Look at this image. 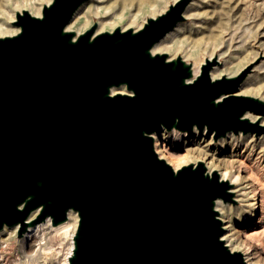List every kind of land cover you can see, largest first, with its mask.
Returning a JSON list of instances; mask_svg holds the SVG:
<instances>
[{"label":"water","instance_id":"obj_1","mask_svg":"<svg viewBox=\"0 0 264 264\" xmlns=\"http://www.w3.org/2000/svg\"><path fill=\"white\" fill-rule=\"evenodd\" d=\"M88 0H50L0 36V230L77 214L68 264H246L221 240L228 181L199 162L174 170L153 134L194 128L213 140L264 132V100L235 95L248 69L211 79L151 47L182 22L176 0L138 30H65ZM125 88V93L112 89ZM221 98V99H220ZM30 222L27 218L33 211Z\"/></svg>","mask_w":264,"mask_h":264},{"label":"bare ground","instance_id":"obj_2","mask_svg":"<svg viewBox=\"0 0 264 264\" xmlns=\"http://www.w3.org/2000/svg\"><path fill=\"white\" fill-rule=\"evenodd\" d=\"M173 1L176 0H172V3ZM206 2L209 3L210 0H193L183 13L185 19L187 18L188 20V18H191L190 27L187 29L189 30L188 37L174 39V41H172L171 38H166L173 33V29L172 32L158 40V42L151 47L152 54L164 53L167 56V60L175 59V57L179 56L186 62V60L192 56V77L198 74L200 66L205 60L208 59L211 61L216 58L215 52L217 49L222 50L223 48V51H226L225 47L227 41L230 36H232L234 30L233 22L230 21L233 16L231 10L224 12L226 19L223 23L216 22L215 24H211L210 21L213 15L200 12L201 5L206 4ZM49 3L50 0H0V36H12V34H15L19 30L18 26H11V23L16 20V14L27 11L31 15L38 17L40 16L44 4ZM169 4L167 0H88L76 9L71 20L65 26V30L73 31L77 35L89 29L93 23H95L93 36L101 32L112 31L116 28L120 31H125L128 28L138 30L142 27L147 16H158L157 14L163 12ZM179 24L180 23L175 27H178ZM183 32L181 34H184ZM180 51L182 55H179ZM262 56H264V53L256 52L248 58L241 57L235 63L231 60L233 58L229 56L222 61L221 65H218L220 64V59L218 61L216 60V62H218L217 65H213L209 71L210 78L216 79L224 75L227 77L235 76L246 70V68L248 69L251 63ZM232 71H234L233 74H230ZM256 73L248 76L245 75L247 77H244L239 89L234 94L238 96L262 94V97L259 98L264 99V85L259 83H257V85L255 84ZM111 91L125 93V88L120 87L118 89H112ZM246 116L251 122L264 126V117L251 113H246ZM164 131L172 133L174 136L178 134V130L174 129L171 131ZM165 134L166 133H163L159 137L157 133L153 134V145L159 159L166 161L174 170L186 164L195 165L201 162L205 166L207 173L210 174V172L215 171L220 176L221 180L228 181L230 185L228 191L235 194L233 198L235 201L239 200L241 203H244L249 200L247 191L249 186H247V184H250L249 178L246 175H240L239 170V166H246L248 161H244L241 157L245 152L248 160H250L249 156L252 154L259 156L260 159L261 157L264 158V134L254 136L252 133H247L239 139V137H234V134L229 132L224 139L219 138L217 141L213 140L211 134L207 135L205 130L200 132L194 128L189 135L191 140L187 142L192 148L186 151L184 150L185 153L183 154L177 155L173 154L167 147L166 141L168 139ZM237 135L242 134L239 133ZM212 141L217 142L213 143ZM225 152H228V154ZM254 200H249V204L247 203V205L243 206L249 208V211L255 212L256 207L254 206L256 205L253 202ZM231 206L228 203H223L220 199L216 200L214 206L218 212L217 216L223 228L221 240H224L225 245L229 247L231 251L240 252L246 264H259V259L258 256L255 255V252L250 246L244 248V242L242 241V243L241 240H239L238 234H240V232H238L236 228L237 225L233 219ZM35 215L36 211L34 210L27 218V222L33 220ZM77 220V214L68 210V217L65 222L53 226L50 220L47 219L45 222L38 225L28 226L26 228L27 231L20 238L17 237L18 225L12 227L3 226L0 230V264H2L3 259L7 258L6 256L8 254L12 253L11 242L17 239L22 250L27 246L30 248L36 246L34 251L24 254L21 259L18 260V264H47V262L44 261V256L45 253L53 247L47 245V236L50 235L51 232H62L63 236L67 238L66 244L68 246L62 255L61 264H68L67 258L71 254L73 248L72 236L76 229Z\"/></svg>","mask_w":264,"mask_h":264},{"label":"rangeland","instance_id":"obj_3","mask_svg":"<svg viewBox=\"0 0 264 264\" xmlns=\"http://www.w3.org/2000/svg\"><path fill=\"white\" fill-rule=\"evenodd\" d=\"M192 1L193 0H190V2ZM167 2L168 4L169 3L171 4L172 0H167ZM209 3L206 2V4L201 5L200 12H205L210 15H213V18L210 21L211 24L212 23L215 24L216 22L223 23L226 19L224 12H228L229 10H231V13L234 16V17L232 16L230 19V21L233 22L234 30L232 32V36H230V38L227 41L225 47L226 51L224 52L222 48V50L217 49L215 52L216 60L218 61L220 59L219 60L220 64L218 65H221L222 61L229 56L230 58H233L231 60L235 63L241 57L248 58L256 52L264 53V0H228V1L210 0ZM190 23H191V18H188V20L187 18L184 19L182 22H180L178 27L174 28L173 33L168 35V37L166 38H171L172 41H174V39H182L183 37H188L189 30L187 29H189ZM11 26L16 27V25L13 22L11 23ZM182 32L184 34H181ZM181 53L182 52L180 51L179 55H182ZM186 63L193 64V57L192 56L189 57L186 60ZM233 72L234 71H232V73L230 74H233ZM255 73H256L255 84L257 85V83H259L264 85V56L257 58L255 62L251 63L248 66V71L246 75L248 76ZM252 96L255 98L257 97L261 98L262 94H257ZM163 133H166L165 135L167 136L168 139L167 140L168 142L166 141V144L173 154L175 155L183 154L187 149L192 148V146L187 143L189 142L188 140H191V138H189L190 133H186V132L184 133L181 131L179 132L178 130L177 132L178 134H176L178 136L177 138V136H174V134L172 133L162 131L161 133L157 134L158 137L161 136V134ZM261 134H264V132ZM233 136L239 137L240 139L244 136V134L233 135ZM220 139H224V138H220ZM225 153L228 154V152ZM246 155L247 154H245L244 152L241 159H243L244 161H248L247 162L248 164L246 166L244 165L239 166L240 167L239 170H240V175H246L249 178L250 184H247V186L249 185L247 190L248 197L249 200L255 199L253 202L256 205L254 206L256 207V211L251 212L249 211V208L243 206V205H247V203L249 204V200L244 203H241L239 200H236L233 203L231 202H227V203L230 206L232 205L231 208L233 212V219L235 224L237 225L236 228L238 229V232H240V234H238L239 240H241V242L242 241L244 242V243L242 242L243 247L245 248L246 246H250V248L255 252V255L258 256L259 264H264V165H263L264 158L261 157L260 159L259 156L252 154L249 156L250 160H248V158H246L247 157ZM234 196L235 194L233 195V198ZM38 224L40 223H37V225ZM17 237L20 238L18 235ZM47 237H48L47 245L53 247L45 253L44 261L47 262V264H57V263L61 264L62 263L61 259L63 257L62 255L66 251V248L68 246L66 244L67 238L63 236L62 232H57V233L51 232L50 235H48ZM20 246L21 245H19L18 239L11 242L12 253L8 254L6 256L7 258L2 260L3 261L2 264L3 263L7 264L8 262L10 264H16L24 254L32 252L34 251V248H36V246H34V248H30L29 246H27L25 247V249L22 250Z\"/></svg>","mask_w":264,"mask_h":264}]
</instances>
